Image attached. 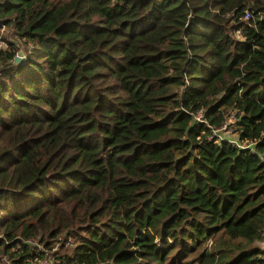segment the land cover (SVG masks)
Segmentation results:
<instances>
[{"label": "trees", "instance_id": "16d2710c", "mask_svg": "<svg viewBox=\"0 0 264 264\" xmlns=\"http://www.w3.org/2000/svg\"><path fill=\"white\" fill-rule=\"evenodd\" d=\"M2 28L0 264H264V0H0Z\"/></svg>", "mask_w": 264, "mask_h": 264}, {"label": "built area", "instance_id": "2783aa9c", "mask_svg": "<svg viewBox=\"0 0 264 264\" xmlns=\"http://www.w3.org/2000/svg\"><path fill=\"white\" fill-rule=\"evenodd\" d=\"M22 59H23V57L20 60H22ZM235 119L236 118H235L234 113H230L229 115H227L226 118L224 119V121L220 124L219 128L213 130V134L221 133L223 135H226V134H231L232 132H234V130H235L234 129ZM263 241H264V239H263ZM262 247L264 248V245ZM40 264H47V263L41 262Z\"/></svg>", "mask_w": 264, "mask_h": 264}, {"label": "rangeland", "instance_id": "374dc122", "mask_svg": "<svg viewBox=\"0 0 264 264\" xmlns=\"http://www.w3.org/2000/svg\"><path fill=\"white\" fill-rule=\"evenodd\" d=\"M1 30V34H3V36H5L6 37V39H7V41H9V42H15L14 41V38L12 37V33H11V30H7V28H2V29H0ZM4 43H2L1 41H0V47L2 48L4 45H3ZM228 136H230V135H228ZM264 245V241L263 242H261L260 244H259V246H263Z\"/></svg>", "mask_w": 264, "mask_h": 264}, {"label": "water", "instance_id": "95a60500", "mask_svg": "<svg viewBox=\"0 0 264 264\" xmlns=\"http://www.w3.org/2000/svg\"><path fill=\"white\" fill-rule=\"evenodd\" d=\"M22 58V53L18 52L17 56L14 58V62L17 63L19 61H21L20 59Z\"/></svg>", "mask_w": 264, "mask_h": 264}]
</instances>
